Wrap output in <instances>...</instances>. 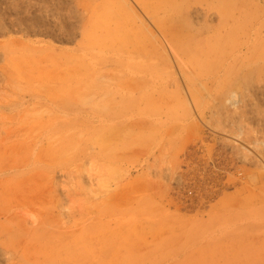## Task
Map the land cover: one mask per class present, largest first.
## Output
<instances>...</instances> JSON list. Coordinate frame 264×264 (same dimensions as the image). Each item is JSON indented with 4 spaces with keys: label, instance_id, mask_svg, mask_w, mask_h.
Here are the masks:
<instances>
[{
    "label": "rangeland",
    "instance_id": "374dc122",
    "mask_svg": "<svg viewBox=\"0 0 264 264\" xmlns=\"http://www.w3.org/2000/svg\"><path fill=\"white\" fill-rule=\"evenodd\" d=\"M0 264H264V0H0Z\"/></svg>",
    "mask_w": 264,
    "mask_h": 264
},
{
    "label": "bare ground",
    "instance_id": "6f19581e",
    "mask_svg": "<svg viewBox=\"0 0 264 264\" xmlns=\"http://www.w3.org/2000/svg\"><path fill=\"white\" fill-rule=\"evenodd\" d=\"M21 166H23V164H22ZM8 168H9V167H8ZM16 168H17V167H16ZM7 171H8V170H7ZM7 171H6V172H7ZM12 179H13V178H12ZM4 180H5V179H4ZM4 180H3V181H4ZM1 190H2V189H1ZM11 190H12V189H11Z\"/></svg>",
    "mask_w": 264,
    "mask_h": 264
}]
</instances>
